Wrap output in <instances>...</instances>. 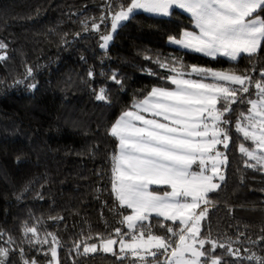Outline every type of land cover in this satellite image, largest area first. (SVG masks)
<instances>
[{
	"label": "trees",
	"instance_id": "16d2710c",
	"mask_svg": "<svg viewBox=\"0 0 264 264\" xmlns=\"http://www.w3.org/2000/svg\"><path fill=\"white\" fill-rule=\"evenodd\" d=\"M129 2L0 0V42L7 46L0 49V54H7L0 61V246L10 249L6 264H23V259L32 258L45 264L51 259V236L49 244L33 245L31 233H24L26 225L37 227L41 239L47 233L57 236L59 264H130L131 256L120 260L101 250L84 254L83 244L75 248L89 235L93 237L89 244L98 243L97 233L114 236L113 229L122 227L117 212L130 213L118 208L111 194L110 154L116 145L108 135L111 123L152 87H173L161 78L170 73L155 63L157 59L176 58L185 65L240 74L249 70L254 78L264 69V44L257 54L235 62L172 46L169 37L195 30L189 15L178 9L170 16L135 12L113 33L107 49H101V33L111 30L108 5L118 11L120 4ZM101 15L108 19L100 32L91 30L92 21L99 23ZM113 73L121 84L109 78ZM101 88L107 89L108 103L95 98ZM233 108L228 114L232 142L226 152L225 180L218 191L209 193L202 235L210 232L213 239L235 241L243 233L242 244L234 243L233 248L240 247L245 257L251 252L264 257V240H260L264 236V170L245 167L246 157L238 151L243 138L234 126L245 105ZM219 149L224 151L222 146ZM160 221H150L154 234H165L157 226ZM245 248L250 252H244ZM224 251L218 248L216 254ZM223 260L234 264L231 256ZM241 264L256 262L244 259Z\"/></svg>",
	"mask_w": 264,
	"mask_h": 264
},
{
	"label": "snow or ice",
	"instance_id": "6c2138e0",
	"mask_svg": "<svg viewBox=\"0 0 264 264\" xmlns=\"http://www.w3.org/2000/svg\"><path fill=\"white\" fill-rule=\"evenodd\" d=\"M108 7L112 13L111 31L101 33V49H107L113 33L135 12L170 16L175 9L187 13L195 29L183 30L179 38L169 37V43L185 50L235 62L244 55L257 54L264 44V0H130L120 4L118 11L111 4ZM107 19L101 15L99 23L93 20L91 30L100 32V25ZM6 47L0 42V49ZM6 58V53L0 54V61ZM155 63L170 73L161 78L174 87H152L135 98L108 128V135L116 141L110 154L111 194L117 207L131 210L130 214L117 212V223L122 227L113 229L114 236L97 233L98 243L89 244L93 239L89 235L75 248L79 250L83 244L84 254L101 250L120 260L131 256L134 259L130 264H227L225 255L233 257L234 264L244 259L264 264V257L254 252L245 257L240 247L233 248L234 243L242 244L239 236L243 233L235 241L231 237L213 239L210 232L202 235L209 193L218 191L225 180L226 152L232 142L228 114L235 111L233 105H245L234 125L243 138L238 151L246 157L244 165L264 170V69L254 78L249 70L243 74L215 70L185 65L176 58L157 59ZM27 74L32 75L31 68ZM88 75L92 77L93 72L90 70ZM109 78L121 84L115 73ZM95 98L108 103L107 89L101 88ZM221 145L224 151L218 148ZM153 218H162L157 226L165 229V234L153 233ZM165 222L171 224L166 226ZM24 233H31L29 243L33 245L49 244L47 237L51 236V259L47 264H59L60 241L55 234L47 233L41 239L37 227L27 225ZM117 244L119 253L114 250ZM218 248L225 251L216 254ZM19 251L23 257L24 250ZM244 252L250 250L245 248ZM9 253V248L0 246V264H6ZM23 264L37 261L23 259Z\"/></svg>",
	"mask_w": 264,
	"mask_h": 264
},
{
	"label": "rangeland",
	"instance_id": "374dc122",
	"mask_svg": "<svg viewBox=\"0 0 264 264\" xmlns=\"http://www.w3.org/2000/svg\"><path fill=\"white\" fill-rule=\"evenodd\" d=\"M111 31V30H110ZM194 78V77H193ZM174 87V86H173ZM145 115H147V114H145ZM222 146V145H221ZM218 148H219V146H218ZM131 211V210H130ZM130 214V213H129ZM98 248H99V244H98ZM117 249V251L119 252V245L117 244V245H114V250H116ZM149 258H151V257H149ZM45 264H47V263H45Z\"/></svg>",
	"mask_w": 264,
	"mask_h": 264
},
{
	"label": "crops",
	"instance_id": "0c3cea01",
	"mask_svg": "<svg viewBox=\"0 0 264 264\" xmlns=\"http://www.w3.org/2000/svg\"><path fill=\"white\" fill-rule=\"evenodd\" d=\"M178 10H179V9H178ZM180 11H182V10H180ZM182 12H183V11H182ZM184 13H185V12H184ZM186 14H187V13H186ZM187 15H188V14H187ZM171 45L180 48L179 46H177V45H175V44H172V43H171ZM180 49H183V48H180ZM184 50H185V49H184ZM188 51H190V50H188ZM202 55H203V54H202Z\"/></svg>",
	"mask_w": 264,
	"mask_h": 264
}]
</instances>
